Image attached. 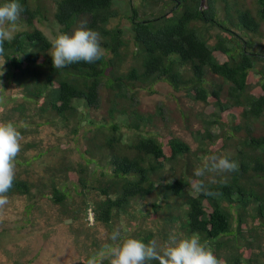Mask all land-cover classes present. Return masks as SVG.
Wrapping results in <instances>:
<instances>
[{"label":"trees","instance_id":"trees-1","mask_svg":"<svg viewBox=\"0 0 264 264\" xmlns=\"http://www.w3.org/2000/svg\"><path fill=\"white\" fill-rule=\"evenodd\" d=\"M116 1L54 0L51 9L43 0H18L24 9L18 22L27 30L17 31L11 41L5 42L3 57L8 64L6 76L0 78L6 81L12 78L16 85L25 86L30 100L43 98L46 104L40 108L41 113H51L54 122L74 133L83 120L92 117L89 122L101 132L102 138L90 137L88 153H93V158L85 164L76 165L60 155L58 161L47 165L42 185L15 178L8 193L10 203L17 195L25 196L30 200L28 214L37 203L48 198L64 209L60 218L65 216L73 221L80 220L81 214L87 216L91 210L94 227H103L107 240L103 243L101 238L93 239L96 251L88 255L89 259L104 244L112 243L109 237L117 227L122 230V238L130 236L145 243L155 239L154 233L142 226L137 238V213L141 214L138 207L147 201L152 208H148V214H158L162 203L171 209L170 203L174 200V212L181 211L183 217L174 213L166 216L171 226L180 223V230L186 235L199 234L201 242L206 241L225 264H264L261 235L264 231V134L255 135L253 129L255 122L264 124V46L250 37V34H262L264 0H252L250 7H246L244 0V3L224 0L229 24L217 19L218 0H167L166 5L161 0H126L129 15H121L115 8ZM5 2L10 0H0V4ZM46 13L52 14L63 27L62 33L79 22L87 29L98 31L106 50L104 57L95 64L78 63L56 70L48 55L51 41L36 26L46 18ZM123 17L130 23L128 37L119 25L110 28L115 19ZM215 28L223 35L211 43L212 36L207 34ZM131 45L135 48L132 52ZM129 56L132 65H128ZM159 82L167 83L177 92L185 91L193 101L207 103L214 97L219 103V112L240 110L241 121L230 126L245 135L239 141L237 155L229 157L238 164L236 171L213 175V178L195 177L197 162H191V146L176 135L169 140L168 160L175 165L186 161V166L182 170L168 169L163 162L164 144L158 138L162 133L155 131V118L141 112L137 105L140 90ZM257 88L262 95H256ZM4 102L15 101L0 99V122L27 125L19 129L24 139L17 157L18 164L19 160L27 162L33 157V150L44 146L42 139L32 141L41 125L32 122L24 103L8 109L2 107ZM212 115L217 119L208 122L209 127L223 124L218 114ZM120 118L127 120L126 125H121ZM189 122L188 117L185 126ZM149 128H154L155 133ZM124 130L131 135L125 136ZM229 133L222 137L223 146L230 139ZM219 139L220 135L215 136L207 129L200 136L203 150L193 153L195 159L201 161L209 153L208 147ZM53 151L61 152L59 146H51L48 154ZM219 154L218 150L215 155ZM43 156L44 151L35 155L29 166ZM91 164L101 170L96 184L90 176L95 175L89 170ZM192 179L202 180L215 195L192 196L186 190ZM73 190L79 199L77 210L81 212L75 213V204L66 203ZM93 194L99 198L97 201ZM27 214L16 223L21 222L23 226L30 223ZM2 222L0 235L10 227L9 222ZM170 235V231L166 232L163 239L167 241ZM103 264L110 261L105 259Z\"/></svg>","mask_w":264,"mask_h":264},{"label":"rangeland","instance_id":"rangeland-1","mask_svg":"<svg viewBox=\"0 0 264 264\" xmlns=\"http://www.w3.org/2000/svg\"><path fill=\"white\" fill-rule=\"evenodd\" d=\"M139 1L141 2V0ZM166 1L167 0H161V4L166 5ZM226 1L218 0L219 12L217 14V19L228 22V15L226 14L225 7ZM240 1L242 3L246 1V7L252 6L250 5L252 4V0ZM43 2L45 5H48V8H54V0H43ZM115 8L119 9L121 15H127L129 13V7L126 4V0H117L115 3ZM117 25H119L120 28L124 30L126 37H128L130 34L128 32L130 31L129 21L125 17H123L121 20L115 19L110 24V28H114ZM36 26H38L45 33L51 42L58 34L62 33L60 27L55 24L52 18L51 20H44L42 23L37 22ZM21 30H27V27L20 25V22H18L13 31V35L17 31ZM261 31V36H254L250 34V37L259 45L262 44L264 46L263 25ZM73 33L74 31L71 34ZM218 35H223L219 28L212 29L207 34V36H212V39L210 40L211 43L216 42ZM245 39L247 38L245 37ZM134 49L135 48L133 45H131L130 51L132 52ZM257 49L260 51L258 47L255 48V50ZM129 59L130 56L128 57V60ZM7 64L8 63L6 60L0 58V73L3 72L2 77L6 76ZM132 64V61L128 63V65ZM19 72L20 71L17 70V73ZM24 79L25 82H28L27 77ZM0 82H2L0 83V86H2L6 91H0V99L2 98V100L5 101L7 97V100L15 101L14 103L10 104L8 102H4L2 107L11 109L13 106H17L19 103L28 105V110L26 112L27 115H30L32 122L34 121L35 123L41 125V127H38V133H35L32 136V141L38 142L39 139L44 141V146L38 148L36 151L33 150V157L38 155V153H42V151H44V156L42 158L40 157L34 162H31L30 166L29 161H31L33 157L28 159L27 162L24 160H19L22 165L20 167L17 166L15 178L29 183H40V185H42L46 180L47 165L58 161L60 155L65 156L67 160L76 165L78 163L85 164L87 159L93 158L91 154H85L89 145L88 140L90 137L95 135L99 136V133L101 132L97 130L96 126L90 124L89 119H92V117L83 120L78 132L74 133L70 128L59 124V122H47L51 120V115L50 113L47 114L48 116L43 115L40 111V108L46 104L43 98H40L38 103L39 105L32 102L29 98V100L25 102L23 98L25 86L15 85V83L12 81V78H9L8 81L0 78ZM3 84H5V86ZM186 94L187 93L185 91L177 92L167 83L159 82L154 85H149L147 89H141L138 96L137 105L139 103L140 111L152 114L156 123L154 126L156 127L155 131L162 133V135H160L158 138L164 144L163 148L166 158L163 162L167 163L168 169L170 167H174L182 170L186 166V161L181 162L180 165L178 162L175 165L174 163H170L168 160L171 156L169 140L175 135L186 141L191 146L193 153H195L199 150H203L200 148V136L205 134V131L209 129L211 134L215 136L220 135L221 139L217 140L214 145L208 147L209 153L206 154L205 157L215 155L218 150L220 151L219 156H228L231 158L237 155L239 141L242 140L245 135L243 136L241 132L233 131L230 129V126L233 124L236 125L241 121L240 110L234 108L230 111L227 110V112L222 113L219 112V103L214 97H211L209 102L204 103L201 101H193L188 98ZM25 95L27 96L26 93ZM256 95H262L261 89H256ZM12 96L21 97V99H16ZM214 113L221 117L218 119H220L223 124H213L212 127H209L207 123H210L211 120L215 121L217 119V117H213L212 114ZM188 117L190 121L189 126H185ZM126 123L127 120L124 121V119H122L121 125L124 126ZM253 124L255 135L264 134V124L262 122L258 121ZM148 130L152 133H155L154 128H149ZM123 132L126 133L125 136L128 134L131 135L130 131L124 130ZM227 132H230V139L225 140L226 145L223 146L224 138L222 137H224L225 133ZM51 146H59V150L61 152L53 151L48 154ZM30 151L32 152V149ZM193 153L190 157L191 162H197L195 164L197 165V168L201 167L205 157H203L201 161H197ZM199 155L202 156L201 154ZM89 170L94 171L95 175L90 176L93 179V184H96L97 180L101 177V170L97 168V165L95 166L93 164L89 165ZM209 176L213 178V174L209 175L208 173H206L203 177ZM71 178L73 177L71 176ZM193 180L195 179H192L190 185L186 186V190L192 196H197V193L191 190V183ZM92 197L93 199H96L94 201L99 199L94 194ZM78 202L79 199L75 194V191H71L70 197L66 203L67 205L75 204V213L81 212L77 210ZM29 204L30 200H28L25 196L17 195L14 197L11 205H8L3 210H0V225H3L2 221L10 223L8 231L0 235V264H26L27 262L30 264H87L86 260H88V255L92 251H96V248H94L92 245L93 239L101 238V241H104L103 243H105L107 240V232L105 229L101 226L94 227V224H92L89 219V215L84 216V214H81L82 218L77 221H73L72 218L65 216L60 218L59 214H61L64 209H61L48 198L42 199V201L37 203L35 208H33L27 214V207ZM149 204L150 203L145 201L138 207V211H140L141 214L137 211V238L141 230V226L152 231L154 236H156L155 239L161 243L166 241L163 239V236H165L166 232L168 231H170L171 235H175L178 239L190 237L186 235L185 231L182 229L180 230V223H175L174 226H171L165 220V217L169 216L171 213L179 214L181 217H183L181 211L175 210L176 212H174V200L170 203L171 206H173L171 209L168 208L170 205L162 203L159 213H150L152 215L148 214V208L152 209ZM144 209L145 214L143 213ZM90 211L91 210H89L88 213H90ZM24 214L28 215L31 222L27 223L25 226H23L21 222L17 224L16 221L20 220ZM144 215L147 216L142 217ZM122 219L124 222H128L126 218ZM247 230L245 229L244 231L247 232ZM261 235L264 239V231L261 232Z\"/></svg>","mask_w":264,"mask_h":264},{"label":"clouds","instance_id":"clouds-1","mask_svg":"<svg viewBox=\"0 0 264 264\" xmlns=\"http://www.w3.org/2000/svg\"><path fill=\"white\" fill-rule=\"evenodd\" d=\"M23 11L24 9L18 0H10V2L0 4V58L4 60L5 42L12 40L13 31ZM45 17L42 22L52 18L63 32V27L56 22L52 14L46 13ZM37 28L40 29L38 26ZM73 31L74 33L71 34ZM101 41L102 37L98 31L87 29L85 24L82 25V22H79L70 31L58 34L55 37L51 42L48 55H50L53 67L56 70L78 63L95 64L105 55L106 50L102 47ZM2 75L3 72L0 73V76ZM0 91H5L2 86H0ZM25 93L24 90L23 98L26 102L30 98L29 94L26 96ZM15 98L21 99V97ZM31 101L38 105L40 100L34 98ZM26 106L28 107V105ZM49 122H53L52 118ZM22 127H27V125L23 122L19 125L12 121L0 122V210H3L10 203L8 193L14 186L16 168L22 165L21 162L19 164L17 162V157L22 150L21 142L24 139L19 130ZM88 143H91L90 138ZM88 151H90L89 145L85 154H90ZM237 169L238 164L230 160L228 156L213 155L204 158L203 165L194 170V175L197 178L205 176L206 173L221 176V174L233 172ZM191 190L205 196L215 195L200 179L192 181ZM88 215L91 223L94 224L93 212L90 211ZM109 239L112 243L104 244L99 251L87 260V264H103L105 259H108L110 264H150L152 261H156L158 264H225L224 260L217 258L208 243L206 241L201 242L199 234L195 233L190 237L181 239H178L175 235H170L167 241L163 243L157 239L145 243L130 236L122 238V230L117 227L111 233Z\"/></svg>","mask_w":264,"mask_h":264},{"label":"water","instance_id":"water-1","mask_svg":"<svg viewBox=\"0 0 264 264\" xmlns=\"http://www.w3.org/2000/svg\"><path fill=\"white\" fill-rule=\"evenodd\" d=\"M203 5V4H202Z\"/></svg>","mask_w":264,"mask_h":264}]
</instances>
